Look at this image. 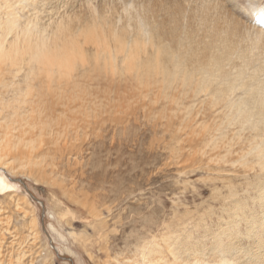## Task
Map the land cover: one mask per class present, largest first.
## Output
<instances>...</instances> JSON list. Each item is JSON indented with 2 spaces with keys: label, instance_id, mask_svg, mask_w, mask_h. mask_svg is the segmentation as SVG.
I'll return each mask as SVG.
<instances>
[{
  "label": "bare ground",
  "instance_id": "1",
  "mask_svg": "<svg viewBox=\"0 0 264 264\" xmlns=\"http://www.w3.org/2000/svg\"><path fill=\"white\" fill-rule=\"evenodd\" d=\"M0 1V169L15 153L24 166H41L51 155L43 147L80 137L75 115L91 117L95 108L88 84L118 75L163 110H190L202 99L221 141L253 157L241 165L264 176V0ZM256 188L264 208V182ZM16 189L0 173V196ZM238 203L217 250L234 260L241 220L254 245L237 263L212 264H264V217L242 218ZM155 263L142 255L135 264Z\"/></svg>",
  "mask_w": 264,
  "mask_h": 264
},
{
  "label": "rangeland",
  "instance_id": "2",
  "mask_svg": "<svg viewBox=\"0 0 264 264\" xmlns=\"http://www.w3.org/2000/svg\"><path fill=\"white\" fill-rule=\"evenodd\" d=\"M88 89L96 109L91 117L74 114L83 135L72 132L43 147L51 155L41 166H24L15 153L11 166L0 169L17 185L0 196V264H135L142 255L155 264L230 259L217 249L227 241L221 231L234 219V205L242 218L264 217L256 202L264 176L241 165L253 157H239L233 143L221 141L199 108L202 99L190 110H163L154 95L118 75L94 78ZM244 227L241 220L242 248L232 257L254 245Z\"/></svg>",
  "mask_w": 264,
  "mask_h": 264
}]
</instances>
